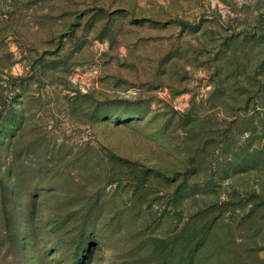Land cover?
<instances>
[{"label": "rangeland", "instance_id": "rangeland-1", "mask_svg": "<svg viewBox=\"0 0 264 264\" xmlns=\"http://www.w3.org/2000/svg\"><path fill=\"white\" fill-rule=\"evenodd\" d=\"M0 264H264V0H0Z\"/></svg>", "mask_w": 264, "mask_h": 264}]
</instances>
